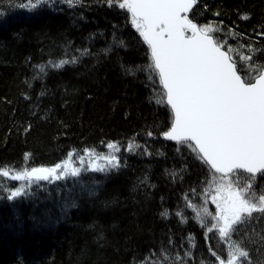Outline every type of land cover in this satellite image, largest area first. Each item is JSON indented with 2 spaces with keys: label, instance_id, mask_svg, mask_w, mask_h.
<instances>
[{
  "label": "trees",
  "instance_id": "16d2710c",
  "mask_svg": "<svg viewBox=\"0 0 264 264\" xmlns=\"http://www.w3.org/2000/svg\"><path fill=\"white\" fill-rule=\"evenodd\" d=\"M27 2L0 0V170L53 167L109 143L121 167L35 180L14 199L0 191V264H227L226 241L204 217L216 174L162 138L172 114L130 12L105 0ZM188 16L217 29L242 77L264 67V0H197ZM231 234L264 264V213Z\"/></svg>",
  "mask_w": 264,
  "mask_h": 264
},
{
  "label": "snow or ice",
  "instance_id": "6c2138e0",
  "mask_svg": "<svg viewBox=\"0 0 264 264\" xmlns=\"http://www.w3.org/2000/svg\"><path fill=\"white\" fill-rule=\"evenodd\" d=\"M65 2L73 5L78 0ZM105 2L131 13L133 27L150 50L151 63L147 67L158 76L165 102L173 115L170 129L162 135L191 147L201 161L220 174L218 179L213 176L209 184L208 191L215 186L217 193L213 197L217 211L212 217L217 223L208 228V232L218 228L221 238L228 237L237 226L244 224L245 217L264 213V193L252 190L257 178L264 176V67L251 64L250 71L242 77L236 61L222 51V44L210 34L217 29L211 24L198 27L189 19L188 13L197 0ZM46 3L47 0H28L20 7L33 10ZM118 44L124 46V41L119 40ZM240 59L251 60L252 57L241 56ZM74 62L76 58L62 60L55 67ZM107 147L119 151L113 143ZM85 151L95 160L104 161L103 164L90 162L91 171L108 172L121 167L116 155L97 156L94 150ZM71 155L69 153V157ZM80 171L76 167L69 169L67 162L24 171L12 178L29 183H22L7 199L26 195L33 178L60 180L78 176ZM241 172L249 176L244 185L238 179ZM2 175L9 174L3 172ZM242 258L251 264L249 251L235 244L228 254L227 264H238ZM220 264L225 261L220 260Z\"/></svg>",
  "mask_w": 264,
  "mask_h": 264
},
{
  "label": "rangeland",
  "instance_id": "374dc122",
  "mask_svg": "<svg viewBox=\"0 0 264 264\" xmlns=\"http://www.w3.org/2000/svg\"><path fill=\"white\" fill-rule=\"evenodd\" d=\"M86 150H94L95 154L97 156H105V155H109V154L114 155V153H115V150L110 149V148H106L104 150H100V149H86ZM81 157L84 158L83 161H81V159H80ZM94 160H95L94 156L88 155L87 152L85 150H83L80 152L72 153L71 157L68 156L60 164L63 165L64 163L67 162L69 169H71L72 167H76V168H80V169H82V168L83 169L84 168L90 169V162H92ZM95 163L103 164L104 161L103 160H95ZM28 169L29 168H24V169L18 170V171L0 170V191H1V193H10L11 191H15L17 188H19L21 186L22 183L26 185L27 180H15L12 177H14L15 175L20 174L24 171H27ZM3 172H7L9 175L6 177V176L2 175ZM214 176L218 179L220 175L216 174ZM233 179L235 180L237 178L233 177ZM238 179H239L240 184L244 185L247 182V180L249 179V176H247V175L244 176V175L240 174ZM212 180H213V177H211L209 179V184L212 182ZM12 184H14L16 186V188H14V190H12V187H11ZM209 184H208V187L206 189V194H207L206 209H208L210 212H207V213L205 212L204 217L208 219L207 221L211 222V226H212L213 224L217 223V221L213 220V218H212L216 214V211H217L216 203L213 202V197L216 196L217 193L215 192V186H213L211 191H208ZM257 185L254 183L252 190L257 192V194H258V190H260L261 193H264V187L257 186ZM209 213L211 215H209ZM216 229L218 230V228H216ZM230 235L232 236V234H230ZM230 235L228 237H231ZM224 240L226 241V246H227L226 247V249H227L226 255H228L229 252L232 250V246H234L235 244L240 245V243H237L236 241H233V240H230V242H229L227 237H225Z\"/></svg>",
  "mask_w": 264,
  "mask_h": 264
},
{
  "label": "water",
  "instance_id": "95a60500",
  "mask_svg": "<svg viewBox=\"0 0 264 264\" xmlns=\"http://www.w3.org/2000/svg\"><path fill=\"white\" fill-rule=\"evenodd\" d=\"M193 8H194V5H193ZM192 8V9H193ZM131 14V13H130ZM193 23H195V22H193ZM199 27V26H198ZM222 51H225V52H227L225 49H223L222 48ZM229 55V54H228ZM239 73V72H238ZM240 74V73H239ZM161 88H162V90H163V92H164V89H163V87H162V85H161ZM164 101H166V97L164 96ZM166 103V102H165ZM167 105V104H166ZM168 107H169V109H170V111H171V108H170V106L169 105H167ZM172 114V113H171ZM172 120H173V115H172ZM172 123V122H171ZM170 127H171V125H170ZM170 127L168 128V130L170 129ZM168 130H166V131H168ZM165 131V132H166ZM162 138L164 139V140H166L167 142H176V141H174V140H169V139H166L163 135H162ZM208 166V165H207ZM41 167H47V166H36V167H32V168H41ZM209 167V166H208ZM32 168H29L28 169V171H30ZM210 168V167H209ZM211 169V168H210ZM213 172H214V170L213 169H211ZM215 173V172H214ZM244 173V172H243ZM216 174H218V175H220L219 173H216ZM245 174H247V173H245ZM34 179V178H33Z\"/></svg>",
  "mask_w": 264,
  "mask_h": 264
},
{
  "label": "bare ground",
  "instance_id": "6f19581e",
  "mask_svg": "<svg viewBox=\"0 0 264 264\" xmlns=\"http://www.w3.org/2000/svg\"><path fill=\"white\" fill-rule=\"evenodd\" d=\"M197 24V23H196ZM28 171V170H27ZM32 181H35V179H33Z\"/></svg>",
  "mask_w": 264,
  "mask_h": 264
}]
</instances>
